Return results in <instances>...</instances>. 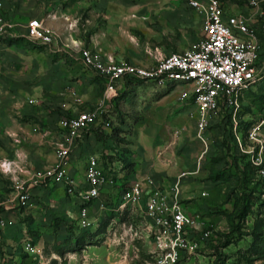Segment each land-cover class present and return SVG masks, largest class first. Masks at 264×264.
<instances>
[{
    "label": "rangeland",
    "instance_id": "374dc122",
    "mask_svg": "<svg viewBox=\"0 0 264 264\" xmlns=\"http://www.w3.org/2000/svg\"><path fill=\"white\" fill-rule=\"evenodd\" d=\"M77 27L64 38L108 49L124 61L151 65L191 47L202 37L201 19L182 0H50ZM226 9H244L247 0H222ZM235 10V12H237ZM62 42L41 45L19 36L0 40V163L13 160L16 171L0 169L2 215L14 220L0 228V264H147L150 239L136 209L107 216L112 203L102 192L89 203L92 228L78 227L80 197L61 185L25 182L29 203H10L19 167L50 164L51 148L39 142L55 120L96 107L102 102L111 116V134L91 128L74 153L72 169L82 174L87 156L99 148L111 156L105 165H125L128 180L151 176L169 191L179 181L181 201L194 224L184 237L194 245L180 264H264V133L262 145L249 140L246 121L264 115V83L243 97L241 146L223 113L196 136V109L182 101L184 88L165 90L153 83L114 82L83 69L77 51ZM237 130V131H238ZM51 151H50V150ZM106 193V194H105ZM104 203L105 210L99 209ZM7 206L8 208H3ZM104 215V216H103ZM95 219V220H94ZM106 223L104 226L103 223ZM102 223V224H101ZM97 227V228H95ZM104 227V228H103ZM103 228V230H101ZM210 232L202 238L204 232ZM137 233V234H134ZM42 248V257L27 253L22 239ZM220 256V260L218 257Z\"/></svg>",
    "mask_w": 264,
    "mask_h": 264
},
{
    "label": "built area",
    "instance_id": "2783aa9c",
    "mask_svg": "<svg viewBox=\"0 0 264 264\" xmlns=\"http://www.w3.org/2000/svg\"><path fill=\"white\" fill-rule=\"evenodd\" d=\"M184 2L201 19V39L179 52L154 56L151 65L115 61L100 48L84 47L77 40L68 39L63 42V46L75 49L80 54L83 66L105 78L108 83L141 80L159 88L172 84L184 88L180 99L189 101L196 109L197 138L205 143L204 131L208 123L218 118L219 114L227 113L237 143L241 146L238 125L243 97L264 78V0H247L243 10L232 14L225 12L222 0ZM55 17L53 13H48L42 18L28 19L23 26V35L41 45L59 41V33L47 24L48 18ZM64 19L68 21L69 30L76 24L67 17ZM15 26L14 22L6 18L0 0V35H15ZM104 112L100 102L92 109L60 117L56 126L60 138L52 144L54 162L37 169L18 166L27 178L20 183L17 181L10 203L16 208L29 203V194L25 190L27 181L34 185H61L68 196L80 197L78 227L88 230L94 224L89 203L100 201L101 193L108 192L105 198L111 201L109 203H112L114 212L123 214L134 209L140 212L145 236L150 239L149 253L153 259L147 264H176L183 254L193 251L194 245L184 234L195 222L181 201L179 181L169 191H162L151 176L126 181L120 177L123 175L120 173L122 165L106 166L110 153H105L103 157L99 148L87 156L80 178L70 172L74 151L84 133L91 128H99L101 132L111 134L113 121ZM246 130L249 140L262 145L260 135L264 133V115L258 116ZM0 169L3 172L16 171V164L13 160H3ZM1 209L0 203V228L12 226L14 220L4 217ZM99 209H106L104 203L99 204ZM209 234L208 231L204 232L202 238H207ZM22 245L27 253L42 257V248L29 237L22 239Z\"/></svg>",
    "mask_w": 264,
    "mask_h": 264
},
{
    "label": "crops",
    "instance_id": "0c3cea01",
    "mask_svg": "<svg viewBox=\"0 0 264 264\" xmlns=\"http://www.w3.org/2000/svg\"><path fill=\"white\" fill-rule=\"evenodd\" d=\"M45 1H50V0H45ZM182 1L184 2V0H182ZM2 2H3V11L5 13L6 18L8 20L14 22L16 24V26H15V28L13 30L15 35H10V34H7V36L0 35V40H3V39L12 40L13 38H16V37H19V36L25 37L23 35L24 34L23 26L26 23V21L28 19H30V18H33V17H37V18L45 17L48 13H50V14L53 13L56 16L54 19H49V18L47 19V24L51 25L54 29H56V31L59 33V36H60L59 41L54 42L55 44H58V43L62 42L63 39H65V41L68 40L69 38H64L65 33H69L71 35V33L77 27L78 19L72 18L69 14L65 13L64 10L56 8V6H51L50 8L47 7L46 8L47 10H45V6L41 4L40 0H28V1L2 0ZM42 2L44 3V0ZM184 4H185V2H184ZM185 6H187V5L185 4ZM235 10L236 9H234V8H232L231 10H228L225 7V12L227 14H232V13L235 12ZM64 17L69 18V21H71L73 23L76 22V24L73 26L72 29L69 30L67 28L68 21L65 20ZM72 40H77V41H80L82 43V41L80 39H72ZM87 47L94 48V47H97V46L96 45H89ZM67 48H69V47H67ZM97 48H100L106 56L113 58L115 61H122L123 60V59H119V58L115 57L113 55V53H111V51L108 50V49L104 50L102 47H97ZM71 50L75 51V49H71ZM151 60H152L151 63L153 64L154 59L152 58ZM134 64H137V65H148V64H142V63H134ZM81 65L83 66L82 61H81ZM83 69H85L87 71H90L92 73H95V72L85 68L84 66H83ZM58 119L55 120L54 124L50 126V128H49V130L47 132H43L42 134H40V137H39V140H40L39 142L44 143L47 147H50L51 150H52L51 151L49 149L51 151V153H50V156H51L50 162L51 163L48 164V165H51L54 162V160H55L52 144H53L54 141H56V140H58L60 138L59 134H58L57 127H56ZM84 137H85V133L81 137V139L78 141V145H77L74 153H76V152H78L80 150V146H81L80 143H83L85 141ZM95 149H98V148H95ZM48 165H45V166H48ZM45 166L38 167V166H34V165L31 166L30 165V166H25L24 168H27V169L36 168L37 169V168H43ZM70 172L72 174H74L78 178L81 177V175L79 173H76L72 169V167H71V171ZM23 175H24L23 176L24 178H27V176L25 174H23ZM39 185H42V184H39Z\"/></svg>",
    "mask_w": 264,
    "mask_h": 264
},
{
    "label": "trees",
    "instance_id": "16d2710c",
    "mask_svg": "<svg viewBox=\"0 0 264 264\" xmlns=\"http://www.w3.org/2000/svg\"><path fill=\"white\" fill-rule=\"evenodd\" d=\"M131 81H135V82H140V83H144V82H142L141 80H130L129 82H131ZM262 83H264V78L260 81V82H258L256 85H259V84H262ZM174 88V85L172 84V85H168L167 87H165L164 89L165 90H169V89H173ZM249 91V90H248ZM243 108V107H242ZM242 110V109H241ZM241 112V111H240ZM239 112V117H240V115H241V113ZM224 114V116L228 119V122L231 124V122H230V118H229V115L227 114V113H223ZM241 119V118H240ZM251 123H253V120H251V121H246L245 123H244V127H243V129L244 130H246V129H248V127L251 125ZM239 124H241V121H240V123ZM97 130L100 132V133H103V132H101L100 131V129L99 128H97ZM110 135V134H109ZM102 156L103 157H105V155L102 153ZM109 156H111V155H109ZM108 156V157H109ZM125 166V165H124ZM123 165H122V169H124L125 167H124ZM124 179L127 181V178L126 177H124ZM123 186V185H122ZM113 208V207H112ZM109 209L110 210V212H108L107 214V216H111V215H115V213H114V211H113V209ZM127 214V212H125L122 216H121V218L123 219V216L124 215H126ZM102 223H103V221H102ZM101 223V224H102ZM106 223H103V225L102 226H104ZM99 226H101V225H99ZM99 228L100 227H98L97 229H95V230H93V231H90L89 233H88V231H85V230H82L83 231V233H85V234H90V235H93V234H96L97 233V231H99ZM104 228V227H103ZM103 228L101 229V230H103ZM221 258H220V256L218 257V260H220ZM56 260L54 259V260H52L49 264H56ZM220 263H222V264H224V260H221L220 261ZM176 264H180V261H178Z\"/></svg>",
    "mask_w": 264,
    "mask_h": 264
}]
</instances>
